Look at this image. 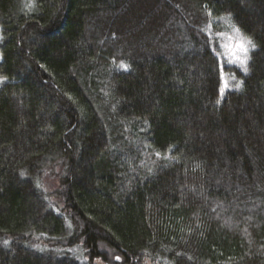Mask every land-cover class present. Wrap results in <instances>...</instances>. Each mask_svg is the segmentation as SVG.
Returning <instances> with one entry per match:
<instances>
[{
  "label": "trees",
  "instance_id": "obj_1",
  "mask_svg": "<svg viewBox=\"0 0 264 264\" xmlns=\"http://www.w3.org/2000/svg\"><path fill=\"white\" fill-rule=\"evenodd\" d=\"M0 79V264H264V0H0Z\"/></svg>",
  "mask_w": 264,
  "mask_h": 264
},
{
  "label": "rangeland",
  "instance_id": "obj_2",
  "mask_svg": "<svg viewBox=\"0 0 264 264\" xmlns=\"http://www.w3.org/2000/svg\"><path fill=\"white\" fill-rule=\"evenodd\" d=\"M223 33L224 38V57L225 62L228 64L235 66L236 69L240 72L243 64L245 63V54L251 47V43L248 40H245L241 35L236 34L234 30H231L230 33L228 32ZM223 64H220V70H221V78L222 83L220 87V94H222L226 88L227 83L225 80V74L222 71ZM1 80V79H0ZM45 188L50 191L52 188L54 189L56 187V181L54 180H48L47 178L44 179ZM49 183V184H48ZM78 256H80L81 259L83 258V255L81 252H78ZM147 264H169L164 259H156L153 261H148Z\"/></svg>",
  "mask_w": 264,
  "mask_h": 264
}]
</instances>
